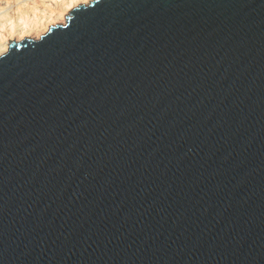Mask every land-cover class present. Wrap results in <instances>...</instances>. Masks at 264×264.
Segmentation results:
<instances>
[{
    "label": "water",
    "instance_id": "95a60500",
    "mask_svg": "<svg viewBox=\"0 0 264 264\" xmlns=\"http://www.w3.org/2000/svg\"><path fill=\"white\" fill-rule=\"evenodd\" d=\"M0 55V264H264V0H90Z\"/></svg>",
    "mask_w": 264,
    "mask_h": 264
},
{
    "label": "bare ground",
    "instance_id": "6f19581e",
    "mask_svg": "<svg viewBox=\"0 0 264 264\" xmlns=\"http://www.w3.org/2000/svg\"><path fill=\"white\" fill-rule=\"evenodd\" d=\"M88 1L90 0H0V55L5 53L8 49L9 41L7 39H13V42H18L24 37L38 39L43 33H45L47 30L46 27H48L49 24L55 25V23L59 21L56 18L60 17L59 19H61V17L65 15L62 9L65 10L66 8V10H68L70 8L76 7L79 4H87L89 3ZM39 12L41 13L42 17L45 18L46 23L43 21V25V22H41V17L39 25L34 24L37 25L35 28L39 29L37 32L34 31V34L31 33L33 31V27H30L32 31L29 27H27V21L25 18L28 17V14L29 16L30 14H33V18H35L36 22L38 21L36 18L39 17L37 16ZM14 16H18L17 18L23 19L21 21H24L22 22L24 24H22L21 29L17 33L15 32L18 29L15 28V23L12 19ZM61 24H63V22H61Z\"/></svg>",
    "mask_w": 264,
    "mask_h": 264
},
{
    "label": "rangeland",
    "instance_id": "374dc122",
    "mask_svg": "<svg viewBox=\"0 0 264 264\" xmlns=\"http://www.w3.org/2000/svg\"><path fill=\"white\" fill-rule=\"evenodd\" d=\"M89 2V1H88ZM72 8H70V9H68V10H66V8H65V10L64 9H62L63 11H64V14H68L69 13V11L71 10ZM65 11H67V12H65ZM32 16V17H31ZM37 16H39L38 18H36V20H38V21H36L35 22V18H33L34 16H33V14H30V16H29V14H28V17L27 18H25V20L27 21H25L26 22V24H27V27H33V31L31 30V28H30V30L32 31L31 33H34L35 34V32H37V31H39V29L38 28H35L37 25H34V24H38L39 25V21H40V19H41V17H42V15H41V13L39 12L38 13V15ZM36 16V17H37ZM18 16H14V17H12V19H13V21H14V23H15V28H17L18 30H16V32L15 33H17L20 29H21V27H22V24H24V23H22V22H24V21H21V20H23V19H19V18H17ZM33 18V19H32ZM60 17H58V18H56V19H58L59 21H57L55 24H61V22H65V15H63V17H61V19H59ZM63 18V19H62ZM20 20V21H18V20ZM28 19V20H27ZM44 19V20H43ZM34 20V21H33ZM42 21L41 22H45V18L44 17H42V19H41ZM61 20V21H60ZM32 21V22H31ZM31 22V23H30ZM38 22V23H37ZM44 22H43V25H44ZM19 23V24H18ZM46 23V22H45ZM17 24V25H16ZM30 25V26H29ZM50 25H52V24H49L48 25V27L50 26ZM42 26V25H41ZM19 27V28H18ZM48 27H46V29H48ZM40 30H42V29H40ZM35 31V32H34Z\"/></svg>",
    "mask_w": 264,
    "mask_h": 264
}]
</instances>
